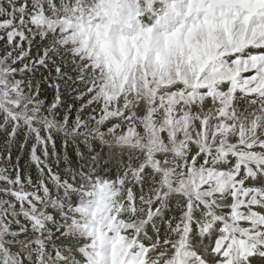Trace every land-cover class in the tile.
Returning a JSON list of instances; mask_svg holds the SVG:
<instances>
[{
    "label": "snow or ice",
    "instance_id": "1",
    "mask_svg": "<svg viewBox=\"0 0 264 264\" xmlns=\"http://www.w3.org/2000/svg\"><path fill=\"white\" fill-rule=\"evenodd\" d=\"M0 264H264V0H0Z\"/></svg>",
    "mask_w": 264,
    "mask_h": 264
}]
</instances>
